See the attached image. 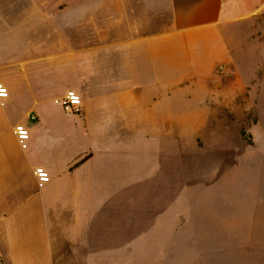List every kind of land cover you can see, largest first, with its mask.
<instances>
[{
  "label": "crops",
  "instance_id": "0c3cea01",
  "mask_svg": "<svg viewBox=\"0 0 264 264\" xmlns=\"http://www.w3.org/2000/svg\"><path fill=\"white\" fill-rule=\"evenodd\" d=\"M169 1L167 29L110 43L89 68L76 57L73 88L60 73L18 66L2 77L9 95L0 99V264H205L193 243L178 242L193 233L163 229L178 222L167 215L176 204H131V185L116 177L146 168L148 129L178 126L180 65L204 57L214 70L227 54L226 26L257 15L262 3ZM69 90L82 98L76 112L50 103ZM17 124L29 130L26 148ZM37 168L49 176L42 184Z\"/></svg>",
  "mask_w": 264,
  "mask_h": 264
},
{
  "label": "rangeland",
  "instance_id": "374dc122",
  "mask_svg": "<svg viewBox=\"0 0 264 264\" xmlns=\"http://www.w3.org/2000/svg\"><path fill=\"white\" fill-rule=\"evenodd\" d=\"M260 3L257 15L226 26L227 54L214 70L204 57L180 65L178 126L148 129L146 168L139 171L133 162L130 175L116 177L131 185V204H176L167 215L178 222L163 229L193 233L194 240L178 242L193 243L205 264H264ZM171 18L169 0H0V82L18 66L60 73L73 88L76 57L89 68L91 57L107 54L108 44L160 33ZM17 55L28 63L13 64ZM50 103L62 105V99Z\"/></svg>",
  "mask_w": 264,
  "mask_h": 264
},
{
  "label": "built area",
  "instance_id": "2783aa9c",
  "mask_svg": "<svg viewBox=\"0 0 264 264\" xmlns=\"http://www.w3.org/2000/svg\"><path fill=\"white\" fill-rule=\"evenodd\" d=\"M8 88L0 82V99L4 100L8 97ZM62 99V107L68 112H76L78 107L82 103L81 96L74 90H69ZM31 119H35V115H30ZM15 134L18 138L19 143L23 148L27 147V141L29 139L30 133L28 128L24 124H17L15 127ZM36 174L39 178L40 184L49 179L48 173L44 171L43 168H37Z\"/></svg>",
  "mask_w": 264,
  "mask_h": 264
}]
</instances>
